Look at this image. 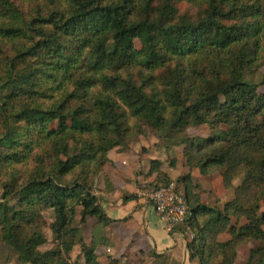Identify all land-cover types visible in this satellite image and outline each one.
<instances>
[{
	"label": "trees",
	"instance_id": "16d2710c",
	"mask_svg": "<svg viewBox=\"0 0 264 264\" xmlns=\"http://www.w3.org/2000/svg\"><path fill=\"white\" fill-rule=\"evenodd\" d=\"M263 68L264 0H0L2 242L22 264H98L107 238L96 232L110 219L96 180L146 125L183 145L189 168L234 189L209 207L192 177L177 180L190 259L236 264L239 246L258 242L246 264H264V94L248 79ZM203 125L225 137L188 136ZM161 166L152 162L146 191L175 183ZM47 209L55 245L44 252Z\"/></svg>",
	"mask_w": 264,
	"mask_h": 264
},
{
	"label": "crops",
	"instance_id": "0c3cea01",
	"mask_svg": "<svg viewBox=\"0 0 264 264\" xmlns=\"http://www.w3.org/2000/svg\"><path fill=\"white\" fill-rule=\"evenodd\" d=\"M133 153L118 149L109 153V207L102 201L101 204L110 222L105 230L107 243L97 250L98 264H110L111 260L116 264H197L190 259L187 237L163 223L153 206L143 199V193L156 179L151 170L152 162L157 160L141 161ZM233 197L231 194L230 200ZM96 223V219H89L88 226H92L90 240L85 238L88 243L92 242ZM243 247L238 248L237 261L245 264L250 251L258 245L248 243L245 258L240 256Z\"/></svg>",
	"mask_w": 264,
	"mask_h": 264
},
{
	"label": "rangeland",
	"instance_id": "374dc122",
	"mask_svg": "<svg viewBox=\"0 0 264 264\" xmlns=\"http://www.w3.org/2000/svg\"><path fill=\"white\" fill-rule=\"evenodd\" d=\"M199 8L191 4H182L180 6L181 14H188L189 16H196L199 13ZM138 48H141L142 45L140 42H137ZM248 79L253 81L259 87V93L264 94V68L261 69L255 75H249ZM141 131H137L135 128L132 130L130 135L126 140V147H129L128 150L133 151L134 156H137L141 161H148L152 158L161 162L160 171L166 174L167 179H171L173 182H177L182 177H192L193 181L202 186L197 192L201 195L202 200H205V204H216V206L222 207L228 200L231 198V194L234 195V189H225L223 185V179L220 173H215L210 176H202L200 171L195 168L191 169L186 165V157L184 155L185 147L180 144L170 143L165 141L163 137H160L158 133L154 130H150L148 126L141 125ZM226 128L222 127L220 129H212L208 125H203L200 127H190L187 131V134L191 138L199 139L202 141H208L216 137H225ZM139 170V168H137ZM107 172V173H106ZM106 174V175H105ZM170 178H169V177ZM165 178L161 179L160 184L165 182ZM240 185V181H236L234 186L237 187ZM178 186V185H177ZM179 190L184 192L183 185H179ZM212 189V192H209V189ZM96 196L102 201V203L108 205L109 207V164L105 168V173L101 174L100 177L96 180ZM218 200V201H216ZM103 204V205H104ZM44 217L47 222V227L45 228V234L47 237V244L44 245L41 250L49 251L53 248L54 237L50 229L51 225L55 221V213L52 209H47L44 211ZM89 225V224H88ZM91 226L84 227L85 238L90 240ZM185 225L177 227L176 229L183 228ZM171 228V227H170ZM175 229V228H172ZM105 230H100L98 233L100 236H103ZM192 238V234H188V239ZM225 240V238L223 239ZM261 247V243L253 242ZM246 245L241 248V257L245 258ZM240 247V246H239ZM80 253V248L76 247L72 257L76 259ZM239 255V254H238ZM0 264H22L18 259V254L14 249L6 246L2 242L0 236ZM236 264H242L241 260L237 261ZM246 264V263H245Z\"/></svg>",
	"mask_w": 264,
	"mask_h": 264
},
{
	"label": "built area",
	"instance_id": "2783aa9c",
	"mask_svg": "<svg viewBox=\"0 0 264 264\" xmlns=\"http://www.w3.org/2000/svg\"><path fill=\"white\" fill-rule=\"evenodd\" d=\"M143 199L153 206L160 220L171 228L184 225L188 218L185 192L176 183L143 193Z\"/></svg>",
	"mask_w": 264,
	"mask_h": 264
}]
</instances>
